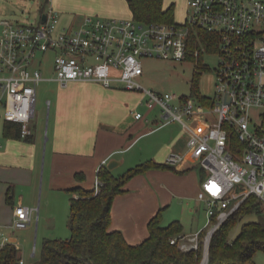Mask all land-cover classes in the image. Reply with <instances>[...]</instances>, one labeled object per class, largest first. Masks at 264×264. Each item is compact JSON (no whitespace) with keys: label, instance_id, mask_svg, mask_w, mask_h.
I'll list each match as a JSON object with an SVG mask.
<instances>
[{"label":"built area","instance_id":"obj_1","mask_svg":"<svg viewBox=\"0 0 264 264\" xmlns=\"http://www.w3.org/2000/svg\"><path fill=\"white\" fill-rule=\"evenodd\" d=\"M188 4L183 23L88 17L80 26L62 25L49 3L37 22L0 19V89L5 121L22 124L23 132L36 116L37 85L45 79L39 55L47 51L55 53L56 79L63 85L91 80L143 93V102L159 105L165 121L180 122L188 133L187 150H172L165 162L178 167L190 160L208 171L198 198L207 202L214 233L250 195L264 212V0ZM199 29L212 34V51L219 57L214 96L205 95L203 101L192 94H159L138 80L144 73L143 57L188 59L191 38ZM142 116V111L135 113L138 119ZM2 141L0 136V146ZM103 183L98 178L97 193ZM37 211V206H16L12 231L0 224V248L14 244L20 250L13 233L27 228ZM199 232L171 242L185 250L197 248ZM209 240L208 234L206 247Z\"/></svg>","mask_w":264,"mask_h":264},{"label":"crops","instance_id":"obj_2","mask_svg":"<svg viewBox=\"0 0 264 264\" xmlns=\"http://www.w3.org/2000/svg\"><path fill=\"white\" fill-rule=\"evenodd\" d=\"M84 1L90 10L100 9L107 15L118 16L123 11L124 14L132 13L128 3V11L119 9L121 0L111 10L106 5H100L101 0ZM68 18L64 16V19ZM73 18L71 22L78 19L75 16ZM119 85L107 87L91 80L70 81L68 86L89 94L94 92L96 98H102V101L96 99L93 101L96 106L88 108L83 102L60 101L55 109L52 133L45 152L44 183L51 190L59 192L69 205L72 195L78 196L73 189L78 186L94 189L99 168L103 164L107 165L112 158L120 161L113 169L119 175L125 172L117 173L122 164L133 167L152 159L164 163L166 151H162L163 145H167V151L187 150L188 133L182 125L181 134H155L156 130L169 122L164 120L162 112L152 115L149 109L138 119L135 113L139 110L127 112L116 102L107 103L106 98L100 95L102 91L108 94L117 92ZM161 119L164 120L161 125L151 126L152 123L161 122ZM27 134H33L31 141L25 138ZM41 137L36 123L31 121L22 138L8 136L0 146V224L10 231L15 207L24 204L22 200L25 198L21 195L19 203L14 204L15 184L28 186L32 193L40 183L43 158ZM195 165L188 160L175 169L169 166L154 167L133 176L127 182L126 190L114 198L111 229H120L128 242L137 244L149 236V221L160 209L163 210V222L164 214L170 207L177 206L176 209L183 212L190 204V199L199 200L202 180L195 171H191ZM177 217L183 224L181 216ZM184 234L192 235L187 232Z\"/></svg>","mask_w":264,"mask_h":264},{"label":"rangeland","instance_id":"obj_3","mask_svg":"<svg viewBox=\"0 0 264 264\" xmlns=\"http://www.w3.org/2000/svg\"><path fill=\"white\" fill-rule=\"evenodd\" d=\"M121 1L122 6L119 7V9H125L128 11V1L125 0L126 4L124 0ZM164 3L166 6L175 3V21L180 23L185 21L190 10L188 0H164ZM49 4L52 5L54 9L58 10L60 18L63 16V18H61V23L69 24L71 26H80L83 20L88 17L103 19L112 17L134 18L132 13L124 14V11L123 14L121 13L118 16L107 15L100 9L92 11L90 10L88 3L84 0H49ZM118 4V0H101L100 2V5H106L110 10ZM44 5L45 0H0V19H9L14 22H37ZM64 16L69 18L64 19ZM73 16L78 19L71 22L72 19H74ZM54 55L55 53L53 51H47L39 55L45 79L40 81L37 85L36 116L32 121L33 123H36L37 130L39 129L42 134L41 141L43 143V158L40 183L38 188L32 193L29 191L28 186L15 184L14 204L17 205L20 196L23 195L25 198L22 202L25 205L38 207V217H35L34 221L27 228L17 229L14 233L17 238L16 243L20 248L19 251L26 264H31L39 259L45 238H67L71 235V229L69 226V202L60 196L59 192L48 188L46 182L44 183L45 152L49 136L52 133L55 109L60 101L65 102L69 100L78 101L80 103L83 102L82 104H84L86 108L90 106L94 107L96 104L93 101L98 99L94 92L89 94L84 90L72 88L68 86V84L63 85L57 80ZM198 60L199 58L196 57V55H194V58L184 60L143 57L144 73L138 78V80L145 87L152 89L159 94L175 92L179 95H189L192 94L191 83L194 73L196 70H200L201 75L199 87L201 93L203 95L214 96L216 92V73L219 64V57L212 50H207L202 52L201 65L197 63ZM119 87V90L113 92V94H108L102 91L100 95L103 98H106L107 103L112 104L116 102L117 106H120V108L130 113L132 110L134 112L137 110L145 112L149 109L152 115L161 112V107L159 105L149 107L145 101H142L145 97L143 96V93L127 90L123 88V85L121 84ZM87 96H89V100H87ZM101 99L102 98H99L98 100L102 101ZM48 100L51 101L50 105H48ZM4 102L5 96L1 93L0 89V136H2L3 141H6L8 136L4 135L3 132L5 122ZM256 110H254V112ZM257 120L260 121L261 119L257 118ZM163 121L164 120L161 119V122L152 123L151 126L157 127L161 125ZM181 133L182 127L180 122L173 120L167 122L165 126L155 132L156 135H176ZM160 144L162 145L163 143L161 142ZM166 146L167 145H163L162 147V151H166L164 162L169 152H171V150H166ZM129 167L130 165L127 163L122 164L117 173L124 172ZM191 171H195L202 181L208 176V171L199 163L196 164ZM176 208L177 206L169 208L164 214L163 223L169 224L178 218L177 216H181L180 218L183 221L184 232L195 234L205 228L207 232L204 239L206 240V237L212 228V224L209 223L207 202L201 199L197 200L192 198L190 199V204L186 206L183 212ZM262 218H264V212H253L245 215L229 228V238L233 239L239 234L243 223L249 220H260ZM254 258L256 264H264V249L258 250Z\"/></svg>","mask_w":264,"mask_h":264},{"label":"trees","instance_id":"obj_4","mask_svg":"<svg viewBox=\"0 0 264 264\" xmlns=\"http://www.w3.org/2000/svg\"><path fill=\"white\" fill-rule=\"evenodd\" d=\"M133 17L140 22L175 21V3L168 6L164 0H127ZM49 3L45 0L44 7ZM210 32L199 29L191 38L188 58H194L195 50L200 49L198 64L201 65L202 45L207 50L216 49ZM201 71L196 70L192 79V95L203 101L205 95L200 91ZM4 135L23 137L22 124L5 121ZM33 139V134L25 136ZM235 143H240L234 135ZM172 167L166 162L153 159L138 163L122 174H115L106 164L98 171V178L104 183L100 191L78 186L73 192L70 204L69 226L71 235L67 238H45L39 259L31 264H201L205 256V228L199 232L197 248L182 249L171 239L185 236L184 227L176 219L163 224V210L160 209L149 221V236L140 243L128 242L120 229H111V208L114 198L123 193L127 182L135 175L154 167ZM185 171V170H184ZM253 212H263L255 195L245 199L213 233L209 245L208 264H256L255 254L264 249V218L243 223L239 234L229 238V228ZM216 216L213 222L216 221ZM14 244L0 248V264H26Z\"/></svg>","mask_w":264,"mask_h":264},{"label":"water","instance_id":"obj_5","mask_svg":"<svg viewBox=\"0 0 264 264\" xmlns=\"http://www.w3.org/2000/svg\"><path fill=\"white\" fill-rule=\"evenodd\" d=\"M46 18V15L44 14L43 15V19H45ZM228 101L230 100V98H228L227 99ZM119 160H117V159H115V158H112L109 162H108V164H107V166L110 168V169H114L118 164H119ZM212 235H213V231H211L210 233H209V238L211 239L212 238ZM209 242H210V240H209ZM208 242V244H207V247H206V258H207V264H208V261H209V245H210V243Z\"/></svg>","mask_w":264,"mask_h":264},{"label":"bare ground","instance_id":"obj_6","mask_svg":"<svg viewBox=\"0 0 264 264\" xmlns=\"http://www.w3.org/2000/svg\"><path fill=\"white\" fill-rule=\"evenodd\" d=\"M202 264H207V258H206V256H205V258H204Z\"/></svg>","mask_w":264,"mask_h":264}]
</instances>
